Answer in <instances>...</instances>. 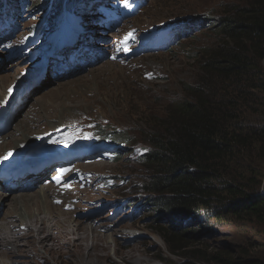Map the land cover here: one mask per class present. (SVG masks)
<instances>
[{
	"label": "rangeland",
	"instance_id": "obj_1",
	"mask_svg": "<svg viewBox=\"0 0 264 264\" xmlns=\"http://www.w3.org/2000/svg\"><path fill=\"white\" fill-rule=\"evenodd\" d=\"M4 1L8 7L1 14L0 78L9 76L3 90L11 96L4 100L3 108L8 103L12 106L9 117L14 116V121L0 134V147L20 136L17 124L42 117L38 130H35L37 123L29 124L35 135H32L34 142L30 147L28 144L17 149L25 148L27 152L24 158L12 157L13 165L18 166L40 152L44 154L43 151L66 148L68 140L77 144L78 159L68 166L65 178L59 175L60 169L52 172L47 166L32 190L5 193L33 196L50 185L55 186L56 193H68L63 204L54 201L59 211L69 214L60 217L59 222L65 218L72 223L70 227L76 222H81V227L93 222L94 227L102 226L94 236L103 238L106 249L93 252L89 234L86 249L68 246L52 255L44 253L40 258L4 249L0 264H85L86 261L88 264H187L192 261L206 264L188 257L195 251L237 247L249 241H252L250 254L264 253V229L256 228L244 234L214 220H202L205 225L197 228L198 242L174 244L178 250L172 255L165 243L170 224L159 207L151 208L149 200L155 197L141 191L148 178L140 162L148 148V123L163 116L171 102L183 98L184 85L193 84L200 77L204 54L217 44L207 21L221 18L242 0H36L39 6L32 11V0H26L30 1L27 9L21 6V0ZM123 5L128 11L125 16ZM50 6L55 8L56 15L48 22ZM189 24L193 26L187 32ZM72 27L78 35L73 47L68 44ZM171 29L172 35L180 33V40L167 48L154 47L159 35ZM79 33L86 35L82 38ZM81 51L88 52L90 62L79 58ZM75 61L83 69L75 67L71 75L60 76L71 70ZM36 83L39 85L35 86ZM33 88L37 89L30 93ZM53 90L58 95L50 106L49 99L45 98ZM38 97L39 102L35 101ZM113 131L127 141L114 142L109 137L105 140ZM41 135L42 144L36 146V139ZM50 138L54 144L44 145ZM116 145L121 148L119 158L111 154ZM10 149L11 146L3 147L0 156ZM87 153L94 156L86 160L83 156ZM43 161L44 157L30 159L25 166L36 168ZM8 162H0V168ZM94 164L105 167L96 169L91 166ZM3 180L0 179V191L16 185L11 180L5 185ZM260 192L264 195V167ZM10 202L13 201L9 197L3 202L0 200L1 227L19 219L21 214L27 219L37 215L36 210L27 212L25 208L21 212L18 209L16 214L9 209ZM256 241H259L258 247L254 244ZM22 242L16 245L19 249Z\"/></svg>",
	"mask_w": 264,
	"mask_h": 264
},
{
	"label": "trees",
	"instance_id": "obj_2",
	"mask_svg": "<svg viewBox=\"0 0 264 264\" xmlns=\"http://www.w3.org/2000/svg\"><path fill=\"white\" fill-rule=\"evenodd\" d=\"M21 1L27 9L30 1ZM32 4L31 11L39 6L36 0ZM7 7L0 0V17ZM50 8L48 22L56 15ZM207 23L217 44L204 54L197 81L184 85L183 98L148 123V148L140 158L148 177L141 191L155 197L149 200L151 208L159 207L170 224L165 243L172 255L178 250L174 244L198 242L202 220L244 234L264 229V0H242ZM170 37L165 48L181 35ZM107 137L125 139L116 131ZM251 242L195 251L188 258L206 264H264L263 252L250 254Z\"/></svg>",
	"mask_w": 264,
	"mask_h": 264
},
{
	"label": "bare ground",
	"instance_id": "obj_3",
	"mask_svg": "<svg viewBox=\"0 0 264 264\" xmlns=\"http://www.w3.org/2000/svg\"><path fill=\"white\" fill-rule=\"evenodd\" d=\"M83 31V30H82ZM83 35H81L82 37ZM84 38V37H82ZM77 40L73 42L75 44ZM118 42H116L117 44ZM115 45V44H114ZM80 57L86 61L91 60V56H88V52L81 51ZM73 68L69 70L67 73H64L60 76L66 77V75H71L73 72H75V67H77L79 70L83 69L81 63L78 64V61H75V63L72 64ZM49 71H51L49 69ZM18 72V71H17ZM17 74V73H16ZM60 76H58L60 78ZM18 78V77H17ZM15 79V77H14ZM14 79L12 81H14ZM9 76H2L0 78V100H3L0 105L3 107V103H5L4 100H7L10 98V92L7 91L8 96L5 98L6 93L5 90H3V87L8 82ZM39 84L36 83L35 86H38ZM37 88H33L30 93L34 92ZM58 95V93L53 90L48 91L46 93V100L49 99V104L52 106L54 103L53 99ZM24 101V98L22 102ZM35 101L39 102L40 97H38ZM42 102V99H41ZM40 102V104H41ZM44 102H46L44 100ZM36 104H33V107ZM12 106H10L11 108ZM8 109V106H6ZM5 109V108H4ZM9 113H11L9 111ZM5 115L8 118V121L3 123V125L0 128V134L3 133L6 129H9L11 126V123L14 121V116L11 118L7 113ZM5 116V119H6ZM42 117H40L41 119ZM40 119L33 121H27L16 125L17 132L20 133L19 137L11 139L8 143H5L3 147L5 146H11V149L8 151H5L0 156V162H8L12 157H23L24 153L27 152V150L24 148L20 151L17 149H21L25 145L31 146V143L34 142L33 133H31L29 129V124L35 122L37 123V126L35 127V130L39 129ZM13 124V123H12ZM42 126H46L44 123ZM56 128V127H55ZM7 131V130H6ZM5 131V132H6ZM34 131V130H33ZM36 132V131H35ZM39 134V133H38ZM36 134V135H38ZM33 135V136H32ZM42 137L38 136L36 139V146H39L42 144ZM34 146V148L36 147ZM3 147H0V151L3 149ZM33 148V149H34ZM54 155V154H53ZM24 158V157H23ZM25 162V161H24ZM23 163V162H22ZM22 163H20L18 166H20ZM4 165V164H3ZM1 165V166H3ZM55 165L58 166V160L55 162ZM14 166V165H13ZM94 166L93 168L101 169L104 168L105 165L102 164H94L91 165ZM54 168V167H51ZM8 169H11L8 167ZM48 170H46L47 172ZM43 173L42 171H35V172H28L23 171L20 173H17L14 175V178H16V185L12 187L11 189H7V191H0V200L1 202L6 199V197H9L12 203L10 202L9 209L11 211H14L16 214L21 209L30 212V210H36L37 215L33 216L32 219H27L24 217L23 214H19V219L15 218L14 221H11L9 224L6 225H0V254L4 253V249H10L11 251H16L17 253H24L23 256L31 255L35 258L44 257V253L52 255L58 252H61L64 247L73 246L74 248L86 249L87 246V239L89 234L92 236V245L91 250L93 252H102L106 249L105 245L103 244V238L102 237H96L94 234L97 233V229H100L102 226H93V223H88L84 227H81V222H76L74 226L70 227V224L68 223L67 219H63L61 222L60 217L68 216L69 214L63 213L59 211V207H57L58 204H54V201L61 202L63 204L66 202L64 197H67L68 193H56L55 192V186L50 185L48 188H41L40 190L36 191L33 196L28 194H19V195H13V193L8 194L5 192H22L26 190H32L35 187V183L39 181ZM29 179L31 183H29ZM33 181V182H32ZM33 187V188H32ZM63 187V186H61ZM74 188L71 190L73 191ZM25 193V192H22ZM28 193V192H27ZM12 195V197H11ZM56 195L57 197H54ZM60 196V197H58ZM53 197V198H52ZM49 199L50 202H49ZM60 204V205H61ZM71 207V206H70ZM68 211V210H65ZM21 212V211H20ZM9 213V212H8ZM11 216V215H9ZM92 216V215H91ZM8 217V216H7ZM91 218V217H89ZM11 219V218H10ZM5 221V220H4ZM8 223V222H7ZM23 231L15 232L14 229L24 227ZM13 230V231H12ZM22 242V248H18L19 246H16L18 243ZM89 255H87L88 257ZM87 260V259H86ZM88 261L85 262V264ZM1 263V261H0Z\"/></svg>",
	"mask_w": 264,
	"mask_h": 264
}]
</instances>
